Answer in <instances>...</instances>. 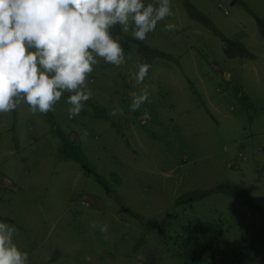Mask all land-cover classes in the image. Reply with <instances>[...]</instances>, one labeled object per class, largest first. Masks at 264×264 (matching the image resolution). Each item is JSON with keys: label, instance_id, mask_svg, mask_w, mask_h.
<instances>
[{"label": "rangeland", "instance_id": "rangeland-1", "mask_svg": "<svg viewBox=\"0 0 264 264\" xmlns=\"http://www.w3.org/2000/svg\"><path fill=\"white\" fill-rule=\"evenodd\" d=\"M187 1L204 19L170 0L173 16L146 41L113 30L125 63L100 61L78 116L69 118V93L54 112L34 115L22 104L0 114V221L15 226L29 264H233L264 227V33L256 21L264 0ZM167 23L175 30L164 31ZM141 63L151 67L136 86L129 73ZM145 86L149 102L132 111ZM224 184L244 189L263 212L213 190ZM197 221L219 228L203 248L184 240ZM241 264H264V253Z\"/></svg>", "mask_w": 264, "mask_h": 264}, {"label": "clouds", "instance_id": "clouds-1", "mask_svg": "<svg viewBox=\"0 0 264 264\" xmlns=\"http://www.w3.org/2000/svg\"><path fill=\"white\" fill-rule=\"evenodd\" d=\"M173 14L170 0H0V114L22 104L34 115L54 112L69 93V118L78 116L93 96L88 78L100 61L117 67L125 63L123 37H114L113 30L119 27L146 41ZM175 28L167 23L163 30ZM150 67L141 63L129 78L142 85ZM149 97L145 86L133 94L130 109L138 110ZM87 136L82 130L81 140ZM107 230V224L100 225L101 232ZM16 231L0 221V264H29L28 252L14 243Z\"/></svg>", "mask_w": 264, "mask_h": 264}, {"label": "trees", "instance_id": "trees-1", "mask_svg": "<svg viewBox=\"0 0 264 264\" xmlns=\"http://www.w3.org/2000/svg\"><path fill=\"white\" fill-rule=\"evenodd\" d=\"M185 3L191 12V15H198L200 18L204 19L203 16H201L199 13H197L193 7L190 5V3L185 0ZM257 24L260 28V31L264 33V20L263 19H258L256 18ZM62 138V135H61ZM64 140V138H62ZM73 159H75L78 164L80 165L81 170L85 174L91 175L94 180L107 189L102 177L94 171V169L90 166V164L83 158V155L79 152H74V154L70 155ZM214 191H220L223 194H226L231 198L232 201L239 202L240 204L244 205L246 208H248L250 211L256 212V213H261L263 212L262 208L254 204L249 197V194L244 191L242 188H238L233 184H224V185H219L213 189ZM210 191H212L210 189ZM210 191H198L195 193H191L188 196H185L184 198H187L188 201L194 200V199H199L205 195H207ZM219 228L211 226L208 223L204 222H195L189 224L188 227L185 228V233L187 236H185V241L187 242L188 240L194 242L195 244L198 241H201L202 243V248L205 246L203 243L211 244L216 240L219 236L218 234ZM246 242L245 244L243 243L240 252L236 253V258L234 259L233 264H241L244 260H255L257 259L260 255L264 253V227L256 229L254 232L249 234L246 237ZM211 242V243H210ZM239 247V246H237ZM201 248V249H202ZM212 250V247L208 245V247H205V253H210ZM195 251V249H194ZM196 256V254H195Z\"/></svg>", "mask_w": 264, "mask_h": 264}]
</instances>
